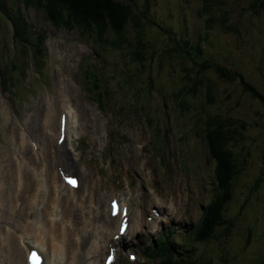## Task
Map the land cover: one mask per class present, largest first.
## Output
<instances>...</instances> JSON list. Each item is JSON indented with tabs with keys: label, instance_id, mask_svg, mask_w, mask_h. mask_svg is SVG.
Listing matches in <instances>:
<instances>
[{
	"label": "rangeland",
	"instance_id": "374dc122",
	"mask_svg": "<svg viewBox=\"0 0 264 264\" xmlns=\"http://www.w3.org/2000/svg\"><path fill=\"white\" fill-rule=\"evenodd\" d=\"M135 4L146 6V19H155L167 33L170 29L171 36L178 38L182 31L189 38L205 37L201 0H136ZM223 4L214 13L219 21L224 18L223 25L206 30L207 53L214 64L240 75L264 96V0H223ZM19 10L27 29L18 31L31 45L41 40V48H23L15 41L12 21L19 18ZM156 33L152 28L145 36L146 45L152 43L157 50L142 53V67L131 62L126 46L104 43L101 49L82 39L76 29L54 28L41 10L24 7L22 0H0V81L2 71L8 77V90L0 88V150L10 146L13 135L26 134L24 119L38 124L52 99L58 101L62 94L69 100L74 95L80 119L89 122L70 141L79 167L67 172L58 153L62 175L79 182V168L86 167L98 193L113 195L118 207L127 205L130 220L141 217L134 234L123 243L115 241L114 264H150L141 251L160 236L171 235V241L183 245L191 231L203 232L201 216L216 187V163L209 158L202 127L195 121L205 113L229 117L240 134L229 147L238 169L226 210L234 225L230 232L219 230L210 241L196 243L192 260L264 264V103L242 86L238 76L228 82L207 71L204 79L213 84L214 103L206 106L205 95L195 96L191 83L183 79L179 60L172 65L168 59L159 60L158 55L174 43L155 38ZM125 36L135 42L132 31ZM86 70L97 77L100 106L90 93L87 82L93 80L85 78ZM174 92L176 102L186 100L188 113L174 105Z\"/></svg>",
	"mask_w": 264,
	"mask_h": 264
},
{
	"label": "bare ground",
	"instance_id": "6f19581e",
	"mask_svg": "<svg viewBox=\"0 0 264 264\" xmlns=\"http://www.w3.org/2000/svg\"><path fill=\"white\" fill-rule=\"evenodd\" d=\"M58 97L38 124L24 119L26 134L0 150L1 264H27L28 253L40 254L41 264H103L107 252L114 256L115 241L123 243L142 220H130L127 205L112 215L114 196L98 193L84 166L75 188L63 183L58 153L67 172L79 167L70 141L89 121L80 119L74 95Z\"/></svg>",
	"mask_w": 264,
	"mask_h": 264
},
{
	"label": "trees",
	"instance_id": "16d2710c",
	"mask_svg": "<svg viewBox=\"0 0 264 264\" xmlns=\"http://www.w3.org/2000/svg\"><path fill=\"white\" fill-rule=\"evenodd\" d=\"M24 7L32 6L37 10H41L46 20L57 29L72 30L76 29L82 39L92 41L101 49L104 43L107 47L121 48L126 46L130 51L131 62L143 65L140 56L144 57L147 52H154L152 43L146 45L149 41L145 38L148 31L152 28L158 30L155 38L163 39V42H173L174 46L170 47L169 51H163L164 55H158L159 60L168 59L169 64L179 60L178 67L182 70L184 80L191 83L194 95H205V105L211 106L214 103L213 84L209 79H204V73H214L219 79L232 81L235 76H238L242 86L250 91L253 97H256L264 103V96L257 92L253 87L248 86V83L236 73H231L224 67L214 64V59L209 56L204 45L206 42V30L212 28L216 23L223 25L224 18L219 21L214 16V13L221 11L224 5L223 0H201V13L205 17L204 28L205 37L189 38L187 35L178 31L179 37L171 36L170 29L167 33L164 27L155 19H146V6H138L136 0H22ZM137 11H139L137 13ZM18 19L12 21L14 28V39L20 42L23 48L35 46L41 48L43 43L41 40L36 41L35 45H31L30 40L25 33H20L19 28L27 29L20 10L18 11ZM224 16V15H222ZM14 20V19H13ZM145 20V21H144ZM21 27H20V26ZM135 38L132 43L125 36V32L130 33ZM160 32V34H159ZM163 33V34H162ZM167 35V37L165 35ZM111 39V40H110ZM204 43L203 45L201 42ZM145 48V50L143 49ZM165 48V47H164ZM38 50V49H37ZM150 52V53H151ZM37 53V51H36ZM144 53V54H142ZM35 54V52H34ZM38 58V56H36ZM211 62H208V60ZM186 62L190 63V68L186 67ZM14 67V64H11ZM175 65V63H174ZM143 67V66H142ZM194 67V68H192ZM85 78H90L93 83L87 82L90 87V93L96 99L100 106L99 87L96 84V76L89 70L85 71ZM193 74L194 77H190ZM2 79L0 81L1 90L7 91V74L2 71ZM233 75V76H232ZM183 81V80H182ZM96 93V96H95ZM178 94L173 93L172 99L175 101L176 107L182 113H188L190 106L184 98L177 101ZM197 127L201 126L202 140L207 147L209 158L216 163L215 167V184L213 189L212 199L205 207L202 214V221L199 231L192 232L188 235V244L176 245L169 236L157 238L155 244H150L146 250H142L143 256L150 264H195L192 260L195 254L196 243L208 242L215 238V233L219 230L231 231L233 220L226 215L227 206L230 203L233 192L232 182L235 179L238 169L235 165V160L231 152V147L236 140L234 137L240 136L236 130L234 122L229 117L219 115L204 114L203 118H197ZM214 184V182H213ZM249 196V195H248ZM250 232L246 234V242L249 241ZM176 247H179L183 253L177 252Z\"/></svg>",
	"mask_w": 264,
	"mask_h": 264
}]
</instances>
